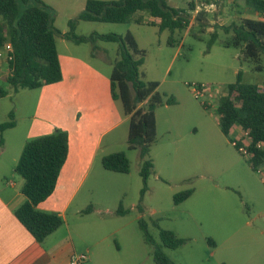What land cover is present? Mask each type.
I'll list each match as a JSON object with an SVG mask.
<instances>
[{
    "label": "rangeland",
    "instance_id": "374dc122",
    "mask_svg": "<svg viewBox=\"0 0 264 264\" xmlns=\"http://www.w3.org/2000/svg\"><path fill=\"white\" fill-rule=\"evenodd\" d=\"M43 1L50 6L54 26L59 31L56 42L63 73H100L110 79L117 43L99 41L96 45H77L63 37L70 30L69 21L78 17L87 0ZM169 1L174 5L178 3L179 7L196 2ZM35 3L31 1L30 5ZM209 3L213 6L203 11L206 13L204 26L196 19L200 10L195 9L190 14V27L182 33L160 32L157 26L150 24L152 18L147 13L142 15L143 23L136 21L139 18L136 14L125 23H78L75 29L78 36L131 33L139 48L145 51L142 67L145 79L158 82V92L173 96L177 101L175 105L159 108L160 132L171 127L176 133L185 134L196 128L197 137H204L205 142L190 150L166 152L164 160L159 158L157 167L167 172L162 178L170 182L157 179L154 173L140 203L143 162L138 149H128L129 126L120 125L106 133L100 157L125 152L131 171L116 174L119 180L108 179L100 172L91 174L76 197L85 195L88 205L79 217L73 216L74 207L71 208L57 234L58 239L51 243H57L61 249L53 264H66L72 253L87 254L90 260L83 264H155L153 247L145 244L138 226L140 214L136 207L139 204L144 208L143 217L149 222L156 243L161 244V240L152 220H156L160 228L175 231L187 239L176 250L164 248L176 264H264V168L253 171L246 158L224 138L218 114L227 86L238 80L239 73L244 83L256 84L264 91V54L258 62L263 70L257 71L256 63L244 60L241 47L223 45L234 34L233 24L239 26L245 19L264 20V15L257 13L247 0H209ZM25 7L20 4V15ZM225 28L231 29L226 32ZM214 32L218 33V39L209 49L208 42ZM171 36L176 41L174 46L167 43ZM0 68L3 80L0 87L10 92L0 98V125L9 120L10 113L17 125L6 130L11 143L8 159L22 154L28 141L55 133L57 125L61 126L59 130L74 132L79 112L65 109L67 104L59 100L58 86L15 93L4 81L6 69ZM194 85H207L212 96L196 98L192 91ZM114 103L121 118H125L122 103ZM85 120L82 115L80 122L83 124ZM238 131L236 128L232 131V140L240 139L242 133ZM103 169L98 166L99 171ZM11 170L21 177L13 161ZM193 174L199 176L180 179ZM190 188L195 189L194 195L175 205L174 195ZM121 202L128 210L125 215L116 213ZM89 207V213H84ZM254 215L260 217L252 226H247L249 216ZM208 239H212L215 246L209 245Z\"/></svg>",
    "mask_w": 264,
    "mask_h": 264
},
{
    "label": "trees",
    "instance_id": "16d2710c",
    "mask_svg": "<svg viewBox=\"0 0 264 264\" xmlns=\"http://www.w3.org/2000/svg\"><path fill=\"white\" fill-rule=\"evenodd\" d=\"M35 1L34 5H30ZM254 10L264 15V0H247ZM209 3V0H203ZM25 4V11L20 15V4ZM196 9V2L188 5ZM147 13L153 18L150 24L158 27L160 32L169 30L172 33L186 31L190 25V13L186 9L170 4L169 0H87L84 10L76 19L69 21L70 30L63 34L67 40L80 44L97 42H113L118 44L116 55L112 61L110 75V91L113 100L120 101L125 116L129 117L128 149L139 150L142 158L140 175L143 179L141 190L142 203L148 189L149 178L155 173V163L150 157L152 146L157 141L156 110L161 106H172L177 103L173 96L161 95L159 83L147 81L142 67L145 63V51L140 49L131 33L93 34L78 36L75 29L79 22L125 23L138 13ZM205 12H199L196 19L201 22ZM143 23V17L136 20ZM54 15L50 6L43 0H0V48L7 43L13 46V61L1 65L9 70L5 82L17 93L19 90H34L56 84L63 79L62 67L57 49L54 26ZM234 34L225 40V47H241L244 60L256 63L255 70L262 71L258 63L264 54V20L245 19L241 25L231 27ZM230 28V29H231ZM229 28H225L229 32ZM203 32V31H202ZM218 39L214 32L208 42L210 49ZM168 45L174 46L176 41L171 36ZM96 47V46H95ZM10 92L0 87V98L7 97ZM221 132L230 140L235 128L248 134L249 156L240 153L242 145L238 142L234 148L243 155L251 169L255 172L264 168V91L256 84L244 83L241 73L238 80L227 86L226 94L218 107ZM16 126L13 113L9 120L0 125V146L4 144L3 134ZM69 133L57 130L53 134L28 141L16 165V172L24 179L23 194L27 201L15 212L18 220L42 243L48 236L59 230L64 219L57 213L42 212L38 206L45 202L56 190L61 171L69 155ZM103 167L114 173L128 174L131 171L130 161L125 152H115L105 156ZM195 192L190 188L174 195V204L179 205L188 200ZM141 217L138 226L145 244L153 247L152 256L155 264H176L164 248L176 250L183 246L187 239L176 235L172 230L159 227L156 220L152 224L159 229L161 244L155 242L150 224L143 217L144 208L136 207ZM90 207L84 213H89ZM116 213L125 215L128 210L120 203ZM215 246L212 239H208Z\"/></svg>",
    "mask_w": 264,
    "mask_h": 264
},
{
    "label": "crops",
    "instance_id": "0c3cea01",
    "mask_svg": "<svg viewBox=\"0 0 264 264\" xmlns=\"http://www.w3.org/2000/svg\"><path fill=\"white\" fill-rule=\"evenodd\" d=\"M170 4L179 7L178 3L174 5L170 2ZM181 9H186L190 14L192 13V10L186 5H181ZM143 14V12L136 13L139 17H142ZM152 20L153 18L150 21ZM1 81H3L2 76H0ZM52 85L58 86L59 100L67 104L65 109L77 111L80 116L78 119L75 117L78 123H75L74 132L69 129L66 130L70 139L69 155L61 171L56 190L45 202L38 206V209L42 212L57 213L66 220L71 208L74 207L73 216L79 217L85 206L88 205L85 195L80 198L76 197L79 189L91 174L100 172V175H104L108 179L119 180L116 175L118 173L110 172L103 167L102 160L109 154L100 157V152L104 135L115 131L120 125L128 124L129 126L130 119L127 116L121 118L111 96L110 79L103 74L63 73V79ZM159 108L156 110L157 141L152 146L150 153L155 163L154 175L157 179L169 183L168 178H162V175L167 172L157 167L158 159L164 160L167 157L166 152L178 151L179 149L190 150L197 144L202 145L205 138L197 137L196 128L182 134L180 132L176 133L174 128L170 127L168 131L161 133L158 120ZM82 115L86 118L83 124L80 122ZM58 127L61 126L57 125L55 129L59 130ZM236 129L242 133L240 128L237 127ZM222 135L228 139L223 133ZM3 137L4 144L0 146V264H53L52 262L58 257L61 249L59 250L57 243L52 245L51 243L58 239L57 234L60 229L48 236L42 243H39L16 217V210L27 201L26 196L23 194L24 179L17 177L11 170L12 161L15 162L16 167L21 154L8 159L7 151L11 147V143L7 139L6 131ZM100 165L104 168V171L98 170ZM198 176V174H193V176L183 175L180 179L184 180ZM213 187L220 188L218 185ZM106 211L108 212L110 209ZM140 217L141 215L138 219ZM259 217L249 216L246 225L252 226V223L257 221ZM175 233L177 234V232ZM177 235L180 237L179 234ZM72 254L67 257L66 264H69Z\"/></svg>",
    "mask_w": 264,
    "mask_h": 264
},
{
    "label": "built area",
    "instance_id": "2783aa9c",
    "mask_svg": "<svg viewBox=\"0 0 264 264\" xmlns=\"http://www.w3.org/2000/svg\"><path fill=\"white\" fill-rule=\"evenodd\" d=\"M212 6H213V3H204L203 0H196V10L207 11V10H210ZM13 59H14L13 46L11 43H7L3 47L0 48V63H1V65H3V64H6L10 61H13ZM1 69L2 68H0V70ZM8 73H9V70L6 69L5 74L8 75ZM192 91H193V94L196 98H200L202 96H209V97L212 96V90L207 85H194L192 87ZM238 142L242 143V145L239 148V152L249 156L248 134L242 132V135H240V139L234 140L232 142V145L236 146L238 144ZM263 146H264L263 143L258 144V147H263ZM88 259H89V256L87 254L73 253L70 257L69 264H83V263L87 262Z\"/></svg>",
    "mask_w": 264,
    "mask_h": 264
}]
</instances>
